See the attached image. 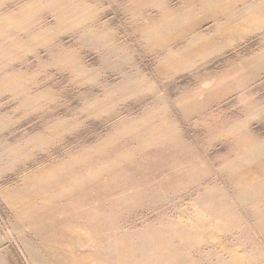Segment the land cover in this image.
<instances>
[{
    "label": "rangeland",
    "instance_id": "obj_1",
    "mask_svg": "<svg viewBox=\"0 0 264 264\" xmlns=\"http://www.w3.org/2000/svg\"><path fill=\"white\" fill-rule=\"evenodd\" d=\"M0 264H264V0H0Z\"/></svg>",
    "mask_w": 264,
    "mask_h": 264
}]
</instances>
